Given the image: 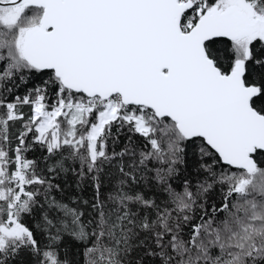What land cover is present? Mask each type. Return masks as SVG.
I'll return each mask as SVG.
<instances>
[{
	"label": "snow or ice",
	"instance_id": "obj_1",
	"mask_svg": "<svg viewBox=\"0 0 264 264\" xmlns=\"http://www.w3.org/2000/svg\"><path fill=\"white\" fill-rule=\"evenodd\" d=\"M22 250L264 264V0H0V264Z\"/></svg>",
	"mask_w": 264,
	"mask_h": 264
},
{
	"label": "trees",
	"instance_id": "obj_2",
	"mask_svg": "<svg viewBox=\"0 0 264 264\" xmlns=\"http://www.w3.org/2000/svg\"><path fill=\"white\" fill-rule=\"evenodd\" d=\"M188 161H189L190 166L194 163V157L192 155V149H189ZM193 175H194V173H193ZM74 180H75V178L72 177L71 175H69L67 177L66 191L68 193L74 194L76 196H83L86 199L90 198L92 195L91 189L89 188V189H85L83 191H77ZM176 183L178 184V182H176ZM29 226L34 227L33 224H29ZM37 239H40L39 233H37ZM65 251L68 253L70 259H73V260H81L82 259L81 255H79L80 249L74 246V242L72 241L71 237L66 238ZM14 264H34V258L30 252H28L26 250H22L18 254V256L15 258Z\"/></svg>",
	"mask_w": 264,
	"mask_h": 264
}]
</instances>
